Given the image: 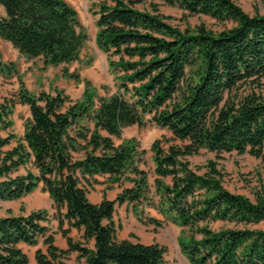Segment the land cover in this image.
<instances>
[{
    "label": "trees",
    "instance_id": "obj_1",
    "mask_svg": "<svg viewBox=\"0 0 264 264\" xmlns=\"http://www.w3.org/2000/svg\"><path fill=\"white\" fill-rule=\"evenodd\" d=\"M142 1L102 0L91 8L95 43L116 88L107 97L96 99L88 82L75 103L62 90L32 94L16 64L0 56V78L19 84L0 101V202L40 189L53 202L67 244L54 245L47 210L0 217V264H29L19 245L40 241L45 253L36 250V264H63L70 253L82 264H166L158 244L118 239L115 207L124 204L142 225H160L145 217L150 208L181 227L179 246L189 264H264V230L253 229L264 222V190L252 202L224 187L216 161H189L202 150L264 161V15H248L234 0H151L149 11L135 7ZM157 2L232 26L180 30ZM0 7V40L21 56L41 60L43 68L79 61L87 35L64 0H0ZM16 103L29 109L21 137L9 132ZM132 126L170 134L151 146L152 185L137 140L114 143ZM96 177H106L98 204L88 199ZM115 186L124 187L107 200L105 191ZM71 229L82 241L69 236Z\"/></svg>",
    "mask_w": 264,
    "mask_h": 264
},
{
    "label": "rangeland",
    "instance_id": "obj_2",
    "mask_svg": "<svg viewBox=\"0 0 264 264\" xmlns=\"http://www.w3.org/2000/svg\"><path fill=\"white\" fill-rule=\"evenodd\" d=\"M77 13L79 22L87 35V41L81 52L79 61L69 65H59L56 67L48 66L43 68L39 59L26 60L18 54L9 44L0 41V56L3 62H14L18 73L20 74L25 88L32 94L40 92L54 94V90H62L69 98L71 103L79 102L85 88V82H88L96 92V99L107 97L116 91L113 77L108 73L106 56L96 46L95 36L97 29L95 27L96 16L92 15L91 8L97 10L102 0H64ZM234 2L248 15L255 14L264 15V0H234ZM151 0H143L135 3V7L140 10L149 11ZM159 12L165 16L168 22L185 30L186 28L194 29L199 25H203L209 30L219 32L224 28L232 26L231 23H219L209 17L197 15L188 16L181 10L168 7L162 3H158ZM1 10V9H0ZM75 74L79 77V81L65 77L63 72ZM19 84L16 78L4 80L0 78V101L9 99L18 91ZM29 118V109L26 105L15 104L12 110L10 120L12 121L11 133L16 137H21L24 131V122ZM92 127V124H89ZM2 135H5L3 132ZM163 136L170 134L158 127L138 128L136 126L129 127L122 131L120 139H114V143L119 145L128 139H136L139 144L141 154V169L148 173L149 183L152 185L153 163L151 146L154 141L161 139ZM14 144V142L12 143ZM189 161L192 165L202 166L208 161H216L219 169L225 174L224 187L231 193L243 195L250 201H255L256 192L264 190V161L253 158L247 154L239 155L235 152L216 155L214 153L202 150L199 155L191 157ZM106 177H98L100 185L89 193L94 198L99 192L103 193L105 188ZM103 186L102 190L98 188ZM126 186V185H124ZM115 186L111 190L105 191L110 197H116L122 188ZM47 210L51 215L48 224L49 233L54 237V245L60 249H66V241L59 235L58 221L54 217L55 209L53 202L48 195L40 189L16 202H0V217L7 215H26L31 211ZM145 217L152 218L160 222L159 226L149 224L142 225L133 216L131 209L125 204L116 205L114 220L120 223L121 228L117 237L120 240L139 241L143 244H158L165 249L164 261L166 264H189L181 252L179 239L183 235L182 228L172 224L161 215L157 214L154 209H146ZM222 226L220 223L214 224L213 228ZM253 229L264 230V222L253 227ZM74 241H80L79 233L76 232L70 236ZM89 247V245H88ZM20 248L28 256L29 264H36L35 252L40 249L45 253V246L41 241L37 246L30 247L21 245ZM83 260L78 258L76 253H70L63 264H82Z\"/></svg>",
    "mask_w": 264,
    "mask_h": 264
},
{
    "label": "crops",
    "instance_id": "obj_3",
    "mask_svg": "<svg viewBox=\"0 0 264 264\" xmlns=\"http://www.w3.org/2000/svg\"><path fill=\"white\" fill-rule=\"evenodd\" d=\"M0 16H4L5 15V13H4V10H3V8L2 7H0ZM1 42H3V43H6V44H9V43H7V42H4V41H2V40H0ZM10 45V44H9ZM11 46V45H10ZM15 50V49H14ZM19 54V53H18ZM20 55V54H19ZM21 56V55H20ZM23 57V56H22ZM24 58V57H23ZM24 59H26V58H24ZM27 60V59H26ZM96 178H98V177H96ZM97 185H100V183L99 184H97ZM97 185H95L94 186V189L95 188H97L96 186ZM103 187V186H102ZM102 187L101 186H99L98 188H100V190H102ZM94 191V190H93ZM93 191L91 192V193H89L88 194V199H89V201L90 202H92V203H94V204H98V203H100L101 201H102V199H103V193L102 192H99L96 196H94V198H91L90 197V194H92L93 193ZM117 196V195H116ZM105 197H106V199L107 200H110V201H112V200H114L116 197H110L109 196V193L108 192H106V195H105ZM67 228V224H66V222H64L63 223V229H66ZM76 232H78V231H76V230H74V229H71V231H70V234H69V236H72L74 233H76ZM79 233V236H80V241H82L81 240V232H78ZM59 235H61L60 234V232H59ZM120 240V239H119ZM21 245H19V247H20ZM89 248H93V242L91 241V242H89Z\"/></svg>",
    "mask_w": 264,
    "mask_h": 264
}]
</instances>
